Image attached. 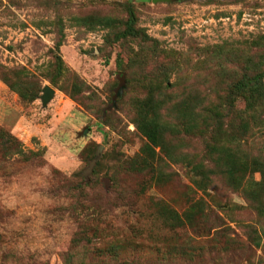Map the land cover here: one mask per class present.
<instances>
[{"label": "rangeland", "instance_id": "rangeland-1", "mask_svg": "<svg viewBox=\"0 0 264 264\" xmlns=\"http://www.w3.org/2000/svg\"><path fill=\"white\" fill-rule=\"evenodd\" d=\"M128 2L145 41H115L106 24L126 20ZM262 35L264 0H0V264H264V220L243 189L221 173L203 189L160 146L148 155L134 121L149 86L164 78L168 99L180 101L220 80L229 52L247 55ZM4 76L38 97L23 98ZM45 85L56 90L47 104ZM161 117L178 122L170 108ZM166 140L212 166L210 137L168 130ZM255 141L244 148L264 154ZM137 157L154 169H134ZM260 180L248 174L247 193Z\"/></svg>", "mask_w": 264, "mask_h": 264}, {"label": "trees", "instance_id": "trees-1", "mask_svg": "<svg viewBox=\"0 0 264 264\" xmlns=\"http://www.w3.org/2000/svg\"><path fill=\"white\" fill-rule=\"evenodd\" d=\"M126 10L128 17L123 22L110 20L106 23L113 24L116 29L114 40H147L148 36L144 33V29L137 25V15L130 2L126 4ZM62 21L58 23L61 39L56 45L57 52H60L65 37ZM248 50L250 53L247 55L229 52L232 63L227 67L225 62L221 64L223 70L220 73V80L210 83V86L202 88L201 91L195 92L193 90L196 88L192 87L189 92L184 93L180 101L168 99L169 93L162 89L164 78L159 86H149L148 95L144 99H137L134 104V121L137 128L150 141L144 148L148 155L153 158L155 156V148L151 143L154 146H160L171 161L189 165L199 177L195 180L196 183L203 189L210 181L209 174H223L235 189H243L252 207L264 220V154H255L248 151L251 149L244 148L246 137H252L255 138V142L264 143V67L261 66L264 63V55L260 57L259 62L253 59L254 55L264 54V35L254 39ZM55 58L54 66L57 75L63 76L66 70L64 61L59 53L55 54ZM234 66H237L235 68L237 72L231 73ZM226 69H228L227 72ZM163 70L166 81L174 68L169 64ZM3 78L10 87L19 91L23 98L33 101L38 97L36 90L28 89L29 84L20 86L19 82L16 83L5 76ZM56 79L55 76L54 79L51 78L52 83H57ZM74 87L79 88V85L75 83ZM240 102L243 103L241 109L238 107ZM163 108L164 110L170 108L173 111L178 121L175 125H169L162 120ZM168 130H174V133L184 131L188 134L195 133L201 134L202 137H210L207 152L212 166L205 161L195 162L188 154H178L173 144L166 140ZM18 151L23 152L22 148ZM131 165L137 170L155 167L151 163L148 164V159L140 157L135 158ZM257 172H260L261 180L248 184L257 185L259 188L256 192L247 193L248 185L244 180L248 174L253 176ZM111 175V178L116 181L115 174ZM199 209L198 207L193 209L194 215ZM167 214L170 215L171 223L176 221L177 224L183 225L180 216H177L175 212L169 211ZM189 223L192 226L196 225L192 218ZM261 240L257 241L258 245Z\"/></svg>", "mask_w": 264, "mask_h": 264}, {"label": "water", "instance_id": "water-1", "mask_svg": "<svg viewBox=\"0 0 264 264\" xmlns=\"http://www.w3.org/2000/svg\"><path fill=\"white\" fill-rule=\"evenodd\" d=\"M119 95L121 94L122 90H119ZM56 90L51 87L50 85H45L43 88V95L41 96V99L44 104H47L54 96H55Z\"/></svg>", "mask_w": 264, "mask_h": 264}]
</instances>
